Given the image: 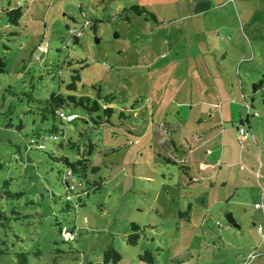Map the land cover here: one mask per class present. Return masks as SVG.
Instances as JSON below:
<instances>
[{"label":"rangeland","instance_id":"1","mask_svg":"<svg viewBox=\"0 0 264 264\" xmlns=\"http://www.w3.org/2000/svg\"><path fill=\"white\" fill-rule=\"evenodd\" d=\"M196 3L202 5L198 0H0V57L5 62L0 72V211L12 217L8 227L0 223L3 246L29 252L31 264H241V241L262 244L255 258L264 264V231H259L264 214L257 209L264 199L257 179L240 170L236 151L244 145L242 161L248 166L258 167L260 154L264 160L251 132L244 140L239 132L251 129L264 149V0H215L201 16L191 15ZM133 4L155 12L158 23L148 16L124 20L119 13ZM19 6V24L9 23L5 9ZM95 20L100 21L96 31L89 25ZM241 23L249 39L233 31ZM77 31L78 42L73 38ZM192 31L205 37L201 49L218 44L222 50L215 51L216 61L207 54L206 62L214 66L225 56V73L241 83L231 91L243 105L241 121L198 123L201 107L192 106L190 94L200 59L186 50L200 47L189 44ZM75 70L81 78L71 92L67 84ZM98 88L115 96L110 122L95 123L102 110H64L74 114L71 121L62 120L64 139L81 149L92 142L90 158L100 167L87 182L71 181L67 190L65 167L50 155L76 159V150H58L52 139L43 141L46 149L31 144L32 138L41 142L38 134L44 137L60 118L43 121L37 102L29 98L45 99L53 91L94 97ZM120 111L125 119H119ZM202 162L209 164L205 170ZM193 177L214 182L213 195H205L202 185L189 186ZM232 185H238L241 196L234 200L228 198ZM7 191L23 193L8 197ZM238 198L242 202L235 203ZM181 213L192 214V222H183ZM229 213L239 235L227 220ZM133 223L145 229L135 245L127 241ZM225 229L232 234L223 233V247L218 234ZM203 238L215 241L219 252L199 258ZM110 243L122 255L117 263H104ZM146 250L151 263L140 259ZM2 261L12 262V256Z\"/></svg>","mask_w":264,"mask_h":264},{"label":"trees","instance_id":"2","mask_svg":"<svg viewBox=\"0 0 264 264\" xmlns=\"http://www.w3.org/2000/svg\"><path fill=\"white\" fill-rule=\"evenodd\" d=\"M7 21L11 24L18 25L20 22V19L23 16V10L22 7H14L5 9L4 11ZM120 16L123 17L124 20L130 21L131 17L138 16V17H149L150 19L154 20L156 23H158L157 15L155 12L149 10L145 5L140 4H133L128 7H124L121 12L119 13ZM100 21H90L89 25L91 28H93L95 31L97 30L96 23H99ZM81 36V35H80ZM80 36H77L75 33H73V38L76 42L80 39ZM5 62L0 57V72L4 71ZM72 80L67 84L68 91L76 92L77 91V82L80 81V74L77 70L74 71V74L71 76ZM257 85H254L256 87ZM115 98L113 94H102L101 88H98L97 94L94 97L88 96V95H78L75 93L70 94H63L61 92H55L53 91L47 98H34L32 95L29 98V101L37 102L36 109L37 112L41 115L43 121H49V119L52 117L59 116L60 123L59 125L55 122H52L48 129V134H46L44 137H41L40 134H38L41 142H36L34 138L31 139V144L35 143L37 148L40 149H46V144L43 141H47L52 139L53 144L58 148V150L64 148L65 146H69L70 148L76 150L75 155H77L76 159H71L69 156L62 154L59 156H53V153H51V157L53 160L57 162H62L65 167V176L66 179L63 184L67 186V190H70L72 187L71 181L73 183L79 184L81 181L88 180L89 173H98L100 167L98 165L92 164L90 156L92 155L95 145L92 142H89L87 145L84 143L83 148L81 149L80 145H77L75 142H73L71 139L67 140L64 139L65 129L63 124V119L66 121H71L70 119H67L65 114V108L73 106L75 108L82 107L83 109L89 111V112H98L102 110L103 116L98 114L97 118H95V123L101 124L103 122H110L113 114L115 113V108L110 105L112 100ZM64 113V115H61V113ZM71 114V113H69ZM126 114L124 111L119 112V119H125ZM55 119V118H54ZM60 136H59V135ZM57 138V139H56ZM57 140V141H56ZM56 141V142H55ZM255 141V140H254ZM1 167V163H0ZM75 178H78L79 180H75ZM80 181V182H79ZM102 179L100 178L98 181L94 183L96 190H99L101 188ZM23 192L18 193H10L6 192L5 194L8 197H19L22 195ZM13 213L15 214L14 218L19 219V212L16 210H13ZM12 217L7 215V212L0 211V223L3 227H8L10 219ZM132 230L133 233L129 234L127 236V241L130 244L135 245L137 243L138 238L140 237L139 231H144L145 229L141 228L140 225H137L135 223L132 224ZM19 238V236H17ZM5 243V240L0 239V264H31L30 258H29V252L25 250H20L17 252H12L9 250L8 247L3 246ZM41 254L40 250L36 252V256L38 257ZM12 256V262L5 263L2 261L4 257ZM104 257V263L113 262L117 263L122 259L121 253L113 246L112 243L108 244L103 252ZM140 259L147 261L148 263L153 262V256L150 250H146L143 254L140 255ZM87 264V263H86ZM91 264V263H90Z\"/></svg>","mask_w":264,"mask_h":264},{"label":"crops","instance_id":"3","mask_svg":"<svg viewBox=\"0 0 264 264\" xmlns=\"http://www.w3.org/2000/svg\"><path fill=\"white\" fill-rule=\"evenodd\" d=\"M202 3V5L200 7L197 6L198 3H196L195 7L192 5V12L191 15L196 14L198 16L204 15L207 12H209V10L212 8L211 6L214 5L215 0H198ZM197 2V0H196ZM236 6V4H234ZM188 10H190V8H188ZM190 16V15H189ZM190 24L192 22L188 21ZM187 22V23H188ZM190 27V28H189ZM189 30H192V27L189 26ZM244 27V23H241V25H236L233 28V31H237L240 34H242V36H244L245 38L249 39L247 34L245 33L246 31H244L243 29ZM245 34V35H243ZM199 41V42H197ZM205 42V37H203L202 34L199 33H193V31L190 34V40H189V44L190 45H195L197 46L199 44L200 47L195 48L196 50L192 51L189 48H187V54H194L196 55L197 58H199V62L197 63V69L199 70V74L197 75L198 77L195 78L196 83H195V87L192 88L191 90V94H190V103L193 105H197L198 109L200 108L201 111H197V114L199 115V119H198V123H202L205 120H218L220 121L221 124L223 123H227V122H233L237 119H239L240 121L242 120V117L240 115V108L243 106L242 103L240 101H238V99L236 97H234V94L231 92L232 90H234V88H240V85L233 80L229 79L228 74L225 73L226 69L225 67L222 65V61L221 60H225V56L221 57V60H218L217 63L214 66L209 65V63L206 62L205 57L207 58L209 53L213 54V59L216 61L217 60V55L215 53V51H222L220 49V46L218 44H216L215 46L212 47H205L204 49H201V47H203V43ZM232 49H237L238 47L236 46H231ZM227 54V52H226ZM240 55V54H239ZM226 74V76H225ZM255 90V88H254ZM228 93L230 96V99H227L224 96V93ZM232 93V94H231ZM231 94V95H230ZM213 96V98H212ZM218 97V98H217ZM188 100V103H189ZM201 105V106H199ZM247 123L249 124L248 120H246ZM226 127L222 128V134L224 137H226V133H224V131H226ZM238 129V128H237ZM249 129H250V124H249ZM240 132V130H239ZM248 132H251V137L252 140L254 142V146H257L260 150V152H263V148L259 143V139H256V137H254L255 135L253 134V132L251 131V129L249 131H246L245 134H241L240 132V138L241 139H247L245 136L248 134ZM200 136V135H199ZM255 140V141H254ZM248 141V140H245ZM243 144L242 145H238V148L236 151H240L241 153V157L239 158L240 160L237 161L238 164H241L240 166V170L241 171H245V173L248 175V177H253L254 180L257 179L256 181V185L260 186L261 188V196L264 199V167H263V162L261 159V154L258 155V167L256 166H248L245 162H243L242 160L244 159V152L241 150H243ZM247 151L248 149L250 150L252 148L251 142H248L247 145ZM234 150V148H233ZM250 152V151H248ZM237 155L239 156V153L237 152ZM200 168H202L203 170H205L206 168H208L209 164L202 162L200 163ZM247 171V172H246ZM263 179V181H262ZM192 182L189 184V186H198V185H202L200 186V188L204 189L205 195L207 196H212L215 189L217 188V185L210 181L208 179V181L206 183H199L198 179L196 177H193ZM243 183V180H242ZM239 185V183H238ZM238 185H232L234 192L233 194L228 197L231 198V200L235 199V196H240V193L238 192ZM248 185V184H247ZM223 186H228V182H224ZM203 192V191H201ZM220 200V199H217ZM217 200H214V202H216ZM242 202L240 198L235 200V203H239ZM191 204V203H190ZM263 206L257 208L258 204H256V208L257 209H262L263 210V214H264V202L262 203ZM190 210V209H189ZM181 215L183 216V219H185L186 223H190L192 222V214L191 216H189V214L185 213H181ZM264 217V215H263ZM206 219V218H205ZM260 220V219H259ZM234 223L235 220H234ZM216 224L218 226H223L222 221H216ZM237 224V223H236ZM233 224V226H235L237 230L236 235H239V225L237 224ZM260 227V226H259ZM240 230V229H239ZM264 231V229H262ZM259 230V231H262ZM233 231V230H232ZM230 235L232 234V232H230V230L228 231L227 229H225L224 231H221L218 234L219 237V241L222 243L223 247L224 245V234ZM240 235L241 232H240ZM242 238V236H240ZM264 237V236H263ZM262 242H264V239H261ZM229 242V241H228ZM241 241H239L238 244V251L243 250L242 252L238 253V258L241 260V264H263L261 262V258H255L256 253H257V249L262 247V244H258V243H251L248 242V244L243 243L240 244ZM260 245V246H258ZM199 249L201 250L199 253V258L202 257V255H204V253H209L210 252H219L220 247L217 245V243L215 241H211V240H207L206 238H203L200 242H199ZM213 253V254H214ZM255 258V259H254ZM253 260V261H252Z\"/></svg>","mask_w":264,"mask_h":264},{"label":"built area","instance_id":"4","mask_svg":"<svg viewBox=\"0 0 264 264\" xmlns=\"http://www.w3.org/2000/svg\"><path fill=\"white\" fill-rule=\"evenodd\" d=\"M74 33L77 36H80L81 35V32L80 31H77V32H74ZM61 115H64V113L62 112ZM66 117H67V119H72L74 117V114H68V115H66ZM239 130H240L241 134H245L246 133V131L243 128H240ZM257 207H259V205ZM262 229H263L262 226H260L259 227V230H262Z\"/></svg>","mask_w":264,"mask_h":264},{"label":"water","instance_id":"5","mask_svg":"<svg viewBox=\"0 0 264 264\" xmlns=\"http://www.w3.org/2000/svg\"><path fill=\"white\" fill-rule=\"evenodd\" d=\"M227 220L230 224H236V223H234V218H233L232 214H230V213L227 215Z\"/></svg>","mask_w":264,"mask_h":264}]
</instances>
